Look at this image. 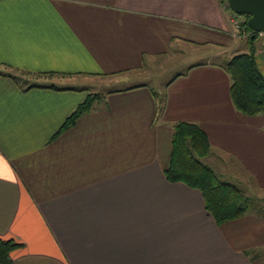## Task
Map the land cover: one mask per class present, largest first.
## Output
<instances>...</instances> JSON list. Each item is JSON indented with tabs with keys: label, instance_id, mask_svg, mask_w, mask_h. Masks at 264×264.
Instances as JSON below:
<instances>
[{
	"label": "crops",
	"instance_id": "crops-1",
	"mask_svg": "<svg viewBox=\"0 0 264 264\" xmlns=\"http://www.w3.org/2000/svg\"><path fill=\"white\" fill-rule=\"evenodd\" d=\"M230 12L222 0H0V69L24 74L0 73L12 264H264V114L233 102L226 65L248 41ZM92 92V110L54 137ZM180 121L205 131L204 162L260 214L218 224L199 189L168 181Z\"/></svg>",
	"mask_w": 264,
	"mask_h": 264
},
{
	"label": "trees",
	"instance_id": "trees-1",
	"mask_svg": "<svg viewBox=\"0 0 264 264\" xmlns=\"http://www.w3.org/2000/svg\"><path fill=\"white\" fill-rule=\"evenodd\" d=\"M222 1L228 3V0ZM228 8L230 9L229 4ZM244 16L246 20L241 33L247 35L248 51L233 56L226 69L231 77L230 91L236 108L246 115L254 116L264 114V73L258 65L256 56L257 41L261 33L253 32L248 25V16ZM5 66L12 70L11 66ZM0 73L12 76L18 81L24 76L11 71L5 72L3 69H0ZM101 97V93H89L54 137L90 112ZM211 150L212 145L208 136L198 124L186 121L175 123L171 164L164 171L168 181L183 182L191 188L199 189L205 199L206 210L218 224L240 218L251 211L260 214L262 209L254 210L255 198L248 197L238 186L223 180L204 162L203 159L211 154ZM19 246L14 239H0V264H12L11 254Z\"/></svg>",
	"mask_w": 264,
	"mask_h": 264
},
{
	"label": "water",
	"instance_id": "water-1",
	"mask_svg": "<svg viewBox=\"0 0 264 264\" xmlns=\"http://www.w3.org/2000/svg\"><path fill=\"white\" fill-rule=\"evenodd\" d=\"M230 9L248 16L253 32L264 33V0H228Z\"/></svg>",
	"mask_w": 264,
	"mask_h": 264
},
{
	"label": "rangeland",
	"instance_id": "rangeland-1",
	"mask_svg": "<svg viewBox=\"0 0 264 264\" xmlns=\"http://www.w3.org/2000/svg\"><path fill=\"white\" fill-rule=\"evenodd\" d=\"M232 12L233 11L231 10L230 14H232ZM239 15L241 16L242 14H239ZM240 32L238 33L237 36L240 35ZM260 37L261 38H258V41H257L258 51H257V55L256 56H257L258 65H259L260 69L262 70V72L264 73V35L260 36ZM245 43H247V35H246ZM169 63L172 64L173 70L178 67V65H177L178 64V59L177 58H173L172 61L169 62ZM9 71L17 73L20 76L24 75V74H22L21 72H18V71H14V70H9ZM100 92H101V90H100ZM252 196L256 197L255 194L252 195ZM261 204L262 203H261L260 199H256V206H255L254 210L262 209V205Z\"/></svg>",
	"mask_w": 264,
	"mask_h": 264
},
{
	"label": "built area",
	"instance_id": "built-area-1",
	"mask_svg": "<svg viewBox=\"0 0 264 264\" xmlns=\"http://www.w3.org/2000/svg\"><path fill=\"white\" fill-rule=\"evenodd\" d=\"M223 2V1H222ZM224 3V6L226 8H228V4L227 2H223ZM246 20V17L243 16V15H239L235 12H232V14L229 15V23L231 25V28H232V32L235 36L238 35V33L242 30V27H243V23L245 22ZM263 34V33H261Z\"/></svg>",
	"mask_w": 264,
	"mask_h": 264
}]
</instances>
